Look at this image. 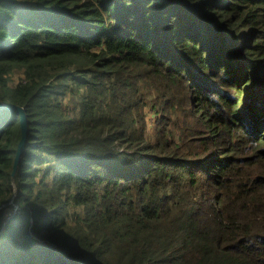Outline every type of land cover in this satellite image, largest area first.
Listing matches in <instances>:
<instances>
[{"label": "trees", "instance_id": "trees-1", "mask_svg": "<svg viewBox=\"0 0 264 264\" xmlns=\"http://www.w3.org/2000/svg\"><path fill=\"white\" fill-rule=\"evenodd\" d=\"M0 104V264H264V0H0Z\"/></svg>", "mask_w": 264, "mask_h": 264}, {"label": "water", "instance_id": "water-1", "mask_svg": "<svg viewBox=\"0 0 264 264\" xmlns=\"http://www.w3.org/2000/svg\"><path fill=\"white\" fill-rule=\"evenodd\" d=\"M10 109H14V110H16V111H18L20 113L21 120H22V124H23V126L25 128V125H26V117H25L22 109H20L18 107H15V106H9V105H5V104H0V111H2V110H10ZM23 143H24V139H23V142H22V146H23ZM22 146H21V149H22Z\"/></svg>", "mask_w": 264, "mask_h": 264}, {"label": "built area", "instance_id": "built-area-1", "mask_svg": "<svg viewBox=\"0 0 264 264\" xmlns=\"http://www.w3.org/2000/svg\"><path fill=\"white\" fill-rule=\"evenodd\" d=\"M12 205H14V204H12ZM14 210H15V212L12 215H8L7 216V219L2 224H0L1 225V227H0V233H1L2 229L5 228L7 221L8 220H11V218L19 211V207L17 205H15L14 206Z\"/></svg>", "mask_w": 264, "mask_h": 264}, {"label": "rangeland", "instance_id": "rangeland-1", "mask_svg": "<svg viewBox=\"0 0 264 264\" xmlns=\"http://www.w3.org/2000/svg\"><path fill=\"white\" fill-rule=\"evenodd\" d=\"M20 77H21V75L18 73V74L16 75V80H18ZM147 115H148V121H149L150 125L153 126V124H154V120H153L152 116L154 115V113H152V112L149 110V108L147 109ZM0 224H1V223H0ZM0 227H1V225H0Z\"/></svg>", "mask_w": 264, "mask_h": 264}]
</instances>
